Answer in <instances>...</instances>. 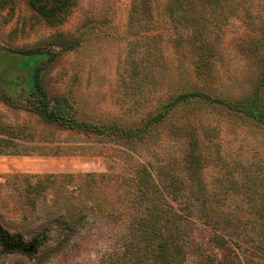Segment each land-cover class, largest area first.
<instances>
[{
  "label": "rangeland",
  "instance_id": "obj_1",
  "mask_svg": "<svg viewBox=\"0 0 264 264\" xmlns=\"http://www.w3.org/2000/svg\"><path fill=\"white\" fill-rule=\"evenodd\" d=\"M133 1L69 0L63 12L46 17L31 0H0V136L16 143L0 154V226L23 245L0 243V264H104L105 254L118 249V201L126 184L137 181L140 162L173 165L185 179L181 137L187 136L173 134L171 116L183 121L193 112L195 125L205 127L199 135L211 156L203 177L214 189L225 183L216 175L233 158H264V134L253 133L251 124L225 109L177 99L185 90L248 94L264 75V34L255 51L248 23L227 14L214 66L197 76L189 62L177 67L184 57L177 60L169 26L144 28L143 16L130 19ZM260 1L253 12L264 22ZM38 85L58 120L40 114ZM261 89L264 101V83ZM173 100L178 106L170 112ZM150 116L161 126L154 128ZM136 124L147 136L119 140L118 125ZM217 154L224 162L213 158ZM235 193L226 207L248 210L243 194Z\"/></svg>",
  "mask_w": 264,
  "mask_h": 264
},
{
  "label": "trees",
  "instance_id": "obj_2",
  "mask_svg": "<svg viewBox=\"0 0 264 264\" xmlns=\"http://www.w3.org/2000/svg\"><path fill=\"white\" fill-rule=\"evenodd\" d=\"M44 1L31 0V4L46 17L59 14L67 4H73L69 0H55L54 5L48 7ZM260 6V0H134L130 19L135 21L143 16L146 19L144 28L155 29L163 22L165 27L169 26L167 39L178 56L177 60L180 55L184 57L177 67L189 62L191 67L198 69L197 76H201L214 66L219 46L216 39L228 15L244 18L251 29V41H255L254 50L260 48L264 22L253 12ZM153 38L156 41L154 46L158 48V36ZM28 66L31 80L34 84L39 83L35 65L30 62ZM258 81L259 85L240 98L214 96L203 90H185L177 99L187 106L201 102L214 109H225L230 117L251 124L249 127L253 133L264 134L263 74ZM36 96L45 120L56 121L61 117L58 112L48 110L40 85ZM175 100L170 103V112L178 106ZM187 110L190 112L191 108ZM171 117L175 118L170 121L173 134L187 136L181 137L187 146L181 158L186 169L185 179L178 178L173 165L140 162L137 181L126 184L129 190H125L124 198L118 201V249L105 254L102 263L264 264V158L251 161L233 158L218 175L215 173L225 179V183L221 182L214 189L215 184L211 186L208 181L204 182L203 177L211 156L203 150L205 141H201L199 135V132H205V127L195 125L197 115L193 112L183 121ZM151 120L156 118L151 117ZM159 121L154 122V128L161 126ZM144 135L147 136V131L142 125H118V138L124 143ZM15 145L11 139L0 136V154ZM213 158L224 162L222 155ZM239 168L242 170L240 174ZM233 191H237V195L243 194L248 210L226 207V200ZM20 242L0 226L3 246L22 248Z\"/></svg>",
  "mask_w": 264,
  "mask_h": 264
}]
</instances>
